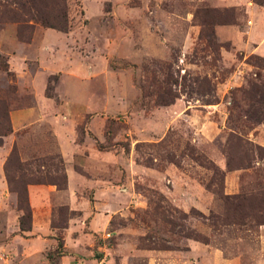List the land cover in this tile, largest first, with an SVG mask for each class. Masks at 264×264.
Listing matches in <instances>:
<instances>
[{
  "label": "rangeland",
  "instance_id": "rangeland-1",
  "mask_svg": "<svg viewBox=\"0 0 264 264\" xmlns=\"http://www.w3.org/2000/svg\"><path fill=\"white\" fill-rule=\"evenodd\" d=\"M35 2L0 19V264H264V7Z\"/></svg>",
  "mask_w": 264,
  "mask_h": 264
},
{
  "label": "trees",
  "instance_id": "trees-1",
  "mask_svg": "<svg viewBox=\"0 0 264 264\" xmlns=\"http://www.w3.org/2000/svg\"><path fill=\"white\" fill-rule=\"evenodd\" d=\"M252 1L257 3L260 6L264 7V0H252ZM32 9L37 10L35 0H0V19L3 18L5 20H10V21H14V22H24L27 20V18H26L27 16L31 17L30 13H31ZM40 21H41V18H40ZM42 21L47 26H53V27H56V28L61 29V30L66 28L64 22H62V17H60V16H59V20H57V22H54V23L53 22L51 23L48 20H46V22H45L44 18H42ZM259 59H264V58L259 56ZM260 96L261 97H260L259 101L264 104L263 95H260ZM0 117L3 118L4 120H6V114L4 112L1 114ZM253 117H254L253 119L255 121L264 120V111L262 113L255 114ZM255 148H256V150L261 152L260 155L263 154V156H264V148H261L258 145H255ZM260 157H262V156H260ZM210 168L213 170V173L216 174L215 166L210 165ZM65 179H66L65 173H64L63 167L61 166L60 177L59 178L56 177V178H54V180H51V181L58 188H62L64 186ZM24 196H25L24 193H21L20 196L18 195V199L20 197V201L18 200L19 201V207L23 210L24 215L28 217V215H29L28 204H27ZM27 227H25L23 225L22 216H21L19 218V228L21 230H26V229H28ZM58 242L60 245L62 244V242H60V240H58Z\"/></svg>",
  "mask_w": 264,
  "mask_h": 264
},
{
  "label": "crops",
  "instance_id": "crops-1",
  "mask_svg": "<svg viewBox=\"0 0 264 264\" xmlns=\"http://www.w3.org/2000/svg\"><path fill=\"white\" fill-rule=\"evenodd\" d=\"M258 50H259V43H257L256 46H254V52L257 53L258 55L264 57V54L260 53ZM67 182H68V179H67ZM48 232H51V230L50 229H47L46 232L40 231L38 229V226H36L34 220L32 219L30 229H28L27 231H25V235H31L30 238H33L32 236L34 235V238H36V237H41V235H44L45 233H48ZM26 239H27V237L24 238V240H26ZM33 252H35V251L34 250H30V249L28 250V249L24 248L23 249V252L21 253V257L24 258V259H26V260H34V259H37L36 256L33 254Z\"/></svg>",
  "mask_w": 264,
  "mask_h": 264
}]
</instances>
